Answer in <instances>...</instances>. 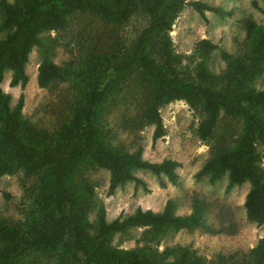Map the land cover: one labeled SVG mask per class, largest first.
I'll list each match as a JSON object with an SVG mask.
<instances>
[{
    "label": "trees",
    "instance_id": "1",
    "mask_svg": "<svg viewBox=\"0 0 264 264\" xmlns=\"http://www.w3.org/2000/svg\"><path fill=\"white\" fill-rule=\"evenodd\" d=\"M184 3V0H0L3 11L0 81L5 69H9L10 85L19 84L21 88L28 80L25 72L28 56L33 46L42 44L40 35L45 31L63 30L74 18L70 19V16L96 15L122 26L138 6L149 19L130 48L122 51V57L116 52L105 53L98 54L100 58L97 60L90 57L85 61L90 69L86 87L79 90L72 117L56 137V145L39 141L36 128L22 118L23 93L12 107L11 95L0 87V176L13 174L21 168L29 174L42 173L44 177L34 197L30 217L23 225L6 222L0 216V264H20L34 252L48 257L61 256L62 264H191L187 251L175 257V261H167L166 254L156 253L146 239L141 245L137 239L133 248H118L112 244V238L118 232L136 227L144 228L149 236L161 235L168 230L203 227L208 206L204 199L194 195L189 214H176L174 200L168 199L161 211L138 207L132 214L111 221L106 219L105 209L101 207L94 224L88 217L90 187L85 185L88 190L85 194L72 187L70 177L86 156L109 171V192L128 180L140 182L131 173L132 168L146 169L156 175L165 174L171 183L178 182V162L174 159L151 162L142 158L141 148L131 152H114L108 148L101 135L99 113L109 90L102 78L112 69L114 75L123 76L141 68L153 80V99L147 112L154 124L153 143L164 135L159 107L168 101L201 103L206 119L200 124L198 133L203 140L210 137L222 112L241 116L243 129L235 145L211 155L196 176H207L209 183L213 184L226 174L225 192L235 185L249 182L244 201L246 217L257 225L264 223V180L258 174L255 150V139L264 140V89L251 86L264 71V24L250 17L246 19V49L241 56L228 58L226 70L219 77L214 76L222 79L224 84L220 88L208 87L184 80L161 59L162 51L168 53L167 32ZM191 4L201 15L205 11L220 16L231 14V10L202 1H192ZM262 12L264 15V8ZM160 42L163 45L157 53L150 54L148 47L152 43L160 45ZM197 47L202 50L200 53L204 59L215 45L203 39ZM206 70L205 64L200 63L199 74L210 77ZM72 72L70 64L58 65L43 55L37 82L45 87L55 79L67 78ZM62 146L70 149L68 154ZM248 254L250 264H264V237Z\"/></svg>",
    "mask_w": 264,
    "mask_h": 264
},
{
    "label": "rangeland",
    "instance_id": "2",
    "mask_svg": "<svg viewBox=\"0 0 264 264\" xmlns=\"http://www.w3.org/2000/svg\"><path fill=\"white\" fill-rule=\"evenodd\" d=\"M192 1L196 0H184L183 7L175 16L167 32L168 53L162 51L161 59L186 81L220 88L224 83L216 77L226 70L228 58L239 57L246 49V19L250 17L264 24V0H197L231 10L230 15L224 16L212 11L201 15L194 9ZM70 19L63 30L45 31L40 35L42 44L33 46L25 64L28 80L24 88L19 84L10 85L9 69H5L0 81V87L11 95L12 107L23 93L22 118L36 128L39 141L49 145H56V137L72 117L79 90L86 87L90 69L85 61L90 57L97 60L100 58L98 54L105 53L116 52L122 57L149 21L146 12L138 6L122 26L90 14H74ZM2 21L0 8V23ZM2 34L0 30V36ZM203 39L215 45L204 59L200 53L202 50L197 47ZM162 45L161 42L160 45L152 43L148 52L156 54ZM43 55L58 65L70 64L73 72L65 79H55L45 87L39 86L37 73ZM202 62L210 77L199 74ZM113 70L107 71L102 78L109 90L99 113L101 135L108 148L114 152L141 148L142 158L151 162L174 159L178 162V182L171 183L165 174L156 175L146 169L132 168L131 173L140 182L128 180L109 192V171L86 156L70 180L72 187L82 194L88 193L85 185L90 187L89 220L96 223L101 207L105 209L108 221L132 214L138 207L161 211L168 199L174 200L176 214H189L192 198L197 195L208 204L203 227L168 230L157 236H149L144 228L136 227L116 233L112 244L118 248H133L137 239H140V245L146 239L149 246L157 250L156 253L166 254L167 261H175V257L187 251L191 264H250L249 250L264 237V223L257 225L245 214L244 201L250 183L235 185L225 192L226 174L213 184L209 183L207 176H196L211 155L235 145L243 129L241 116L222 112L210 137L203 140L198 133L200 124L206 119L201 103L192 105L184 100L168 101L159 107L164 135L153 143L154 124L147 116L155 88L153 80L141 68L123 76L114 75ZM251 86L264 89V71ZM63 146L62 150L68 154L70 149ZM255 150L258 174L264 180V140L255 139ZM42 175L29 174L20 168L13 174L0 176V216L4 221L22 225L26 222L44 180ZM20 264H62V260L61 256L48 257L34 252Z\"/></svg>",
    "mask_w": 264,
    "mask_h": 264
}]
</instances>
